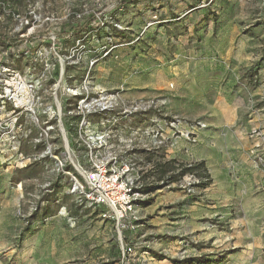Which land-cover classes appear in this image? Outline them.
<instances>
[{"label":"rangeland","instance_id":"1","mask_svg":"<svg viewBox=\"0 0 264 264\" xmlns=\"http://www.w3.org/2000/svg\"><path fill=\"white\" fill-rule=\"evenodd\" d=\"M173 2L186 5L179 15L185 13L190 24L180 27L189 39L215 37L222 28L229 35L233 27L219 23L238 13L239 35H253L263 43L264 0H8L5 5L0 0V38L23 40L17 49L0 48V163L15 167L21 194L19 242L43 231V264H208L216 259L243 264L247 250L242 248L252 235L231 233L239 242L215 249L206 241L168 232L169 192L181 191L199 201L210 176L186 174L178 183L144 193L121 221L104 218L102 208L90 207L73 191L75 180L82 182L95 163L109 162L119 171L129 167L142 179L160 157L171 160L174 139L185 136L191 149L200 145L196 130H206V122L171 118L161 102L132 100L126 88L112 87L118 77L111 73L104 78L96 70L121 52L157 61L162 50L156 38L164 36V29L169 35L159 14ZM93 17L91 30L82 36H63ZM263 57L264 48L238 81L249 115L231 127L247 145V163L262 172ZM14 94L19 101L8 99ZM100 137L105 143H99ZM185 154L192 157L187 148ZM177 161L188 167L200 163ZM164 182L157 183L155 176L141 184ZM199 183L209 185L200 189ZM255 239L263 244L264 233ZM223 240L229 238L224 235Z\"/></svg>","mask_w":264,"mask_h":264},{"label":"crops","instance_id":"2","mask_svg":"<svg viewBox=\"0 0 264 264\" xmlns=\"http://www.w3.org/2000/svg\"><path fill=\"white\" fill-rule=\"evenodd\" d=\"M185 6L173 2L169 9L160 12V19L168 24L169 35L164 29V36L156 38L155 44L162 50L157 61L133 59L129 53L121 52L109 63L97 65L96 70L104 78L111 73L118 77L112 87L126 88V96L132 100L161 102L171 118L206 122V130H196L198 148L191 149L182 136L173 140L169 150L170 159L202 163L211 179L199 201L181 191L169 192V234L189 235L215 249L218 245L238 243L239 236L231 233L249 234L253 238L244 242L242 249L247 251L241 263L261 264L264 243L257 244L255 234L264 233V172L247 163V145L241 142L240 132L231 127L249 115L248 102L238 81L263 50L264 39L261 44L253 35H239L238 13L222 17L219 23L221 27H233L228 28L231 34L224 35L222 28L215 37L189 39L180 27L182 22H190L185 13L179 15ZM181 128L189 130L187 126ZM2 148L0 145V152ZM186 148L192 157L185 154ZM1 166L0 163V264H43V231L34 238L24 236L19 242L21 224L17 209L21 194L13 178L15 167ZM236 167L243 171L237 172ZM224 235L229 240L224 241ZM229 260L235 262L233 258ZM220 262L216 259L208 264Z\"/></svg>","mask_w":264,"mask_h":264},{"label":"built area","instance_id":"3","mask_svg":"<svg viewBox=\"0 0 264 264\" xmlns=\"http://www.w3.org/2000/svg\"><path fill=\"white\" fill-rule=\"evenodd\" d=\"M18 84L17 81L16 85ZM8 99L13 102L20 100L16 94ZM170 125L175 127L176 122L173 121ZM99 143H105L103 137H100ZM192 178L194 177H189L190 180ZM141 182L139 173L129 167L119 171L112 169L109 162H99L93 165L90 172H86L82 182L75 180L73 191L90 207L103 208L104 218L121 221L132 213L137 201L144 199V193L140 191L143 187Z\"/></svg>","mask_w":264,"mask_h":264},{"label":"trees","instance_id":"4","mask_svg":"<svg viewBox=\"0 0 264 264\" xmlns=\"http://www.w3.org/2000/svg\"><path fill=\"white\" fill-rule=\"evenodd\" d=\"M8 0H1L2 5H5ZM125 3H128V1H125ZM96 19L93 17L91 20L86 21L83 24H79L77 26L72 27L67 34H64L63 36H67L68 34L74 37H80L84 33L91 30L92 25ZM23 43V40H16V41H10L7 39L0 38V48H6L8 50L17 49L19 46ZM264 60V57L262 58ZM159 162L156 164L153 169H151L147 175L142 177L143 180H147L150 177L157 176V183L164 182L163 185H144L141 192L145 194L154 193L157 189L163 188L164 184H171V183H178L182 177H184L186 174H195L198 175L201 178H209V175H206V169H204V165L202 163H199L197 165L193 166H182L180 163H178L177 160L171 159V160H164V158L160 157ZM169 174V175H168ZM209 183H199L197 184V187L200 189H206ZM146 203V202H145Z\"/></svg>","mask_w":264,"mask_h":264},{"label":"bare ground","instance_id":"5","mask_svg":"<svg viewBox=\"0 0 264 264\" xmlns=\"http://www.w3.org/2000/svg\"><path fill=\"white\" fill-rule=\"evenodd\" d=\"M25 91H26V88H23L22 93L24 94ZM18 101H19V100H18ZM23 102H25V101H23Z\"/></svg>","mask_w":264,"mask_h":264}]
</instances>
